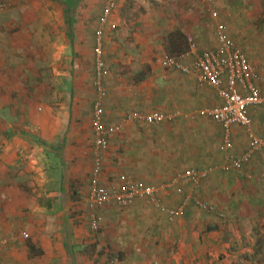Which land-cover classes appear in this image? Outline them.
Listing matches in <instances>:
<instances>
[{"label":"crops","instance_id":"1","mask_svg":"<svg viewBox=\"0 0 264 264\" xmlns=\"http://www.w3.org/2000/svg\"><path fill=\"white\" fill-rule=\"evenodd\" d=\"M199 2L0 0V264H264V150L241 173L225 172V159L247 147L245 128L231 127L232 148L223 150L222 126L199 114L222 104L218 91L161 64L169 55L190 65L187 33L198 55L216 49L205 0L204 15ZM147 3L150 14L141 9ZM224 3L214 8L234 48L257 70L264 95V0ZM98 31L108 71L102 123L122 126L99 153V185L114 192L126 180L155 187L164 206L183 208L174 223L149 199L88 205ZM154 111L173 119L126 121ZM249 117L262 137L264 103L251 106ZM191 169L208 171L197 189L173 182ZM186 196L192 200L183 203ZM194 197L210 210L195 206ZM93 212L103 218L97 232Z\"/></svg>","mask_w":264,"mask_h":264},{"label":"built area","instance_id":"2","mask_svg":"<svg viewBox=\"0 0 264 264\" xmlns=\"http://www.w3.org/2000/svg\"><path fill=\"white\" fill-rule=\"evenodd\" d=\"M112 2V1H111ZM208 18L213 25V33L217 42L214 51H205L200 55L197 54L198 45L195 37L191 33H187L188 51L183 57L194 56L190 65H184L178 57L166 55L162 58L163 67L190 74L197 78L200 87L209 86L216 89L222 99V104L215 107L204 108L199 111L201 116H205L212 121L220 124L225 132V141L223 150H230L232 144L229 140L231 127H244L248 137V144L244 153L239 157H227L222 169L225 172L235 171L242 172L243 165L250 161L252 154L260 150H264V128L262 137H258L252 131V123L249 117V108L264 103V95L261 93L257 81L259 79L257 70L246 60L245 56L236 48L233 41L227 35V27L221 21L219 12L213 7V0H205ZM114 7L113 3H109L106 13ZM6 8L5 4H0V13ZM97 47L95 49V65L97 73V98L93 106L92 112V130L94 132V151L95 159L91 173V189L88 200L89 207L100 209L110 203L120 206H128L136 199H149L159 211L164 214L170 223H174L182 216L183 208H169L161 203L157 193L158 190L153 186H143L133 181H125L121 189L117 192L109 188L101 187V158L99 153L106 149L107 140L110 136L119 132L121 125L103 126L102 117L104 114L103 100L106 96V90L101 85V79L107 76L108 71L103 60V49L100 44L102 32L98 31ZM173 115H163L157 111L149 114L130 113L126 116V121H140L149 125L157 126L165 122H170ZM208 171L187 170L183 174L178 175L176 180H186L190 183L191 189H197L201 180L205 179ZM259 180L264 183V171L259 175ZM177 192L182 193V188H178ZM192 197L186 196L183 203ZM194 205L201 209L210 210V206L197 197L193 199ZM103 218L99 213L91 214V230L97 232ZM23 238H27L24 235Z\"/></svg>","mask_w":264,"mask_h":264},{"label":"rangeland","instance_id":"3","mask_svg":"<svg viewBox=\"0 0 264 264\" xmlns=\"http://www.w3.org/2000/svg\"><path fill=\"white\" fill-rule=\"evenodd\" d=\"M152 1V0H151ZM200 2H199V6L201 7V9H202V14L204 15V8H205V3H204V0H199ZM215 5H214V7L215 8H217V10L219 9V11H220V8L225 4L224 3V0H215ZM142 7V6H141ZM151 5L149 4V3H147L143 8H141L142 10L143 9H145V14L146 13H151ZM172 8V7H171ZM175 8V7H174ZM135 9H137V6L135 7ZM142 10H140V11H142ZM128 12L129 13H133V9H130V10H128ZM173 12H174V10H173ZM224 15V14H223ZM204 18H206V19H204L205 20V23H206V28L208 29V31L209 32H211L212 31V29H213V26H212V22L210 23L209 21H208V19H207V17H204ZM223 20H224V18H223ZM208 21V22H207ZM204 23V24H205ZM228 25V24H227ZM120 28L124 31V34H126L127 33V31H128V29L126 28V24H124V25H122V26H120ZM129 55H127V57H128ZM136 61H139V59H135L134 60V63L133 64H130L132 67H134V69H137L138 68V66H139V64L138 63H136ZM135 66H137V68H135ZM128 67V66H127ZM122 71H123V69H122ZM128 71H131V69L129 68L128 69ZM264 122H262L261 123V125L263 124Z\"/></svg>","mask_w":264,"mask_h":264}]
</instances>
